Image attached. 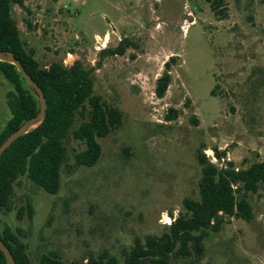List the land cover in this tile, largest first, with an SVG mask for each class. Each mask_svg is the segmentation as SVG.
Wrapping results in <instances>:
<instances>
[{"label":"rangeland","instance_id":"374dc122","mask_svg":"<svg viewBox=\"0 0 264 264\" xmlns=\"http://www.w3.org/2000/svg\"><path fill=\"white\" fill-rule=\"evenodd\" d=\"M219 10L209 0H28L13 7L41 68L75 61L96 68L94 94L123 115L99 140L101 155L90 168L75 163L84 150L72 136L76 119L56 194L26 177L15 182L0 229L19 231L31 264L42 256L81 263L103 252L122 264L123 250L161 236L185 213L184 200H198L199 151L217 167L264 162V0H223ZM124 39L125 54L97 66L99 52ZM165 72L170 82L158 98ZM10 89L0 74V132L11 117ZM170 109L178 115L168 121ZM247 200L250 223L226 218L219 232L207 234L200 259L172 264H264V186Z\"/></svg>","mask_w":264,"mask_h":264},{"label":"trees","instance_id":"16d2710c","mask_svg":"<svg viewBox=\"0 0 264 264\" xmlns=\"http://www.w3.org/2000/svg\"><path fill=\"white\" fill-rule=\"evenodd\" d=\"M28 0H0V52H11L24 70L42 90L46 101V114L42 123L18 138L0 156V214L11 211L13 186L20 177H26L50 195L58 192L61 167L65 162L64 142L77 118L81 121L72 132L84 150L75 156L77 166L93 167L101 155L100 139L113 133L121 124L120 110L107 106L94 94L93 73L96 68H85L80 61L70 67L53 62L41 68L34 59V52L26 48L13 18L14 6L23 7ZM215 14L223 0H209ZM130 46L121 40L116 48L99 52L100 62L106 57L122 56ZM171 58L164 67L170 68ZM0 74L10 86L6 94L11 117L0 132V146L26 121L39 113V103L17 69L0 62ZM170 82L165 72L156 84V96L162 98ZM215 96L214 92H211ZM166 119L177 118V111L170 109ZM196 123V122H195ZM220 160L224 153H215ZM196 159L202 167L198 184V200L183 202L184 214L172 220L161 236H146L136 240L128 250L122 251V264H172V259H200L209 232H219L226 218L241 219L250 223L254 216L247 194H256L264 186V162H256L246 169H236L232 162L221 167L210 163L203 151ZM31 214V208L28 209ZM20 217V216H19ZM10 228L0 229V239L10 251L15 264H31L25 244ZM0 264H8L0 251ZM39 264H65L55 257L42 256ZM70 264H119L118 260L103 252L89 255L81 263Z\"/></svg>","mask_w":264,"mask_h":264},{"label":"water","instance_id":"95a60500","mask_svg":"<svg viewBox=\"0 0 264 264\" xmlns=\"http://www.w3.org/2000/svg\"><path fill=\"white\" fill-rule=\"evenodd\" d=\"M0 62L8 63L13 65L17 71L21 74L27 85L33 89L36 99L39 103V113L36 117L26 121L16 132L10 135L7 140L0 146V156L2 153L11 146L13 142H15L18 138L24 136L30 131L37 128L42 121L44 120L46 114V101L44 94L40 87L31 79V77L24 70L22 64L14 57L11 52H0ZM0 251L4 255L8 264H15L14 259L6 247V245L0 239Z\"/></svg>","mask_w":264,"mask_h":264},{"label":"built area","instance_id":"2783aa9c","mask_svg":"<svg viewBox=\"0 0 264 264\" xmlns=\"http://www.w3.org/2000/svg\"><path fill=\"white\" fill-rule=\"evenodd\" d=\"M63 1H66V0H63ZM64 66V65H63ZM66 67V66H65ZM210 161V159H209ZM214 162H216L215 158L213 156H211V161L210 163L214 164ZM170 225V223H168Z\"/></svg>","mask_w":264,"mask_h":264},{"label":"crops","instance_id":"0c3cea01","mask_svg":"<svg viewBox=\"0 0 264 264\" xmlns=\"http://www.w3.org/2000/svg\"><path fill=\"white\" fill-rule=\"evenodd\" d=\"M108 38V37H107Z\"/></svg>","mask_w":264,"mask_h":264}]
</instances>
